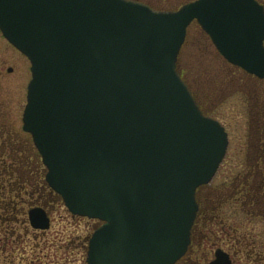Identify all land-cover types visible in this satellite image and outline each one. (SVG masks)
<instances>
[{
    "label": "water",
    "instance_id": "1",
    "mask_svg": "<svg viewBox=\"0 0 264 264\" xmlns=\"http://www.w3.org/2000/svg\"><path fill=\"white\" fill-rule=\"evenodd\" d=\"M196 20L231 64L264 78L255 0L158 11L132 0H0V31L30 61L22 128L72 215L103 224L87 264H174L228 145L177 70ZM11 69H9L10 71ZM46 230L42 207L28 210Z\"/></svg>",
    "mask_w": 264,
    "mask_h": 264
},
{
    "label": "rangeland",
    "instance_id": "2",
    "mask_svg": "<svg viewBox=\"0 0 264 264\" xmlns=\"http://www.w3.org/2000/svg\"><path fill=\"white\" fill-rule=\"evenodd\" d=\"M216 53L209 39L193 23L188 28L178 55L177 68L187 72L186 81L205 113L218 120L228 133L226 153L209 183L221 187L246 168L245 143L255 122L261 117L258 112L261 111L260 106L254 102L264 101V80L249 89L241 87V91L237 92L230 82L234 79L240 81L243 73L229 67ZM30 78L28 59L0 33V145L12 146L0 157L5 169L15 167L22 159L29 157L27 146L32 142L22 130V113ZM0 175V183L9 187L10 175ZM14 175L19 174L14 172ZM23 198L28 201L27 196ZM29 202L45 208L50 226L46 230L32 229L27 222L28 206H25L23 215H19L16 222L6 224L0 219V264H34V260L36 264H84L81 249L76 246L92 233L91 222L72 217L57 198L34 194ZM241 210L235 204L222 207L225 218L238 231L240 229L253 239L261 237L264 250V217L252 216Z\"/></svg>",
    "mask_w": 264,
    "mask_h": 264
},
{
    "label": "flooded vegetation",
    "instance_id": "3",
    "mask_svg": "<svg viewBox=\"0 0 264 264\" xmlns=\"http://www.w3.org/2000/svg\"><path fill=\"white\" fill-rule=\"evenodd\" d=\"M133 1L147 4L155 10H175L181 5L195 0ZM256 1L264 10V0ZM197 27L199 28L198 25ZM205 36L209 39L207 35ZM211 46L215 49L212 43ZM216 54L229 67L243 73L241 75L243 78L240 77V81L234 79L230 82L237 92L241 91V87L249 89L252 85L264 80V78H258L246 73L242 69L228 63L218 53ZM179 71L186 81L187 72L183 69ZM243 79L244 81H242ZM186 83L190 87L198 105L205 113L190 84L187 81ZM254 104L260 106L259 109L261 111L258 110V112L261 113V117L255 122L245 143L244 163L246 164V168L243 171L237 172L230 182H226L221 187H215L208 183L196 190L197 212L191 228L190 243L184 255L174 264H264V250L261 237L253 239L241 232L240 229L238 231L236 227L229 224L225 218V213L222 212L223 206L235 204L246 214L251 213L252 216L264 217V101L260 103L255 101ZM205 114L208 115L207 113ZM42 183L44 185L39 193L40 195L43 194L45 197L48 196L60 200L57 194L45 186V181ZM72 217L76 218L77 216ZM87 221L91 222L90 226L93 230L102 224L98 220L88 219ZM72 242L70 241V243ZM86 245L87 239L83 238L76 246L78 249H81L84 264H86ZM34 264H36L35 260Z\"/></svg>",
    "mask_w": 264,
    "mask_h": 264
},
{
    "label": "trees",
    "instance_id": "4",
    "mask_svg": "<svg viewBox=\"0 0 264 264\" xmlns=\"http://www.w3.org/2000/svg\"><path fill=\"white\" fill-rule=\"evenodd\" d=\"M10 146H6V144L0 145V157L3 156L1 154H4ZM28 146V159H22L15 167L8 166L11 170H8V168L6 170L3 168L2 163H0V173L10 175L8 179H11L9 187L0 183V219L6 221V224L16 222L19 215H23L25 206L31 207L34 205L35 203H31L29 200L33 198L34 194H39L43 189L44 183L42 182L45 181L44 166L33 144L30 143ZM10 149H12V146ZM22 154L25 155L23 151ZM14 172H17L19 175L15 176ZM24 196H27V202L24 200Z\"/></svg>",
    "mask_w": 264,
    "mask_h": 264
}]
</instances>
